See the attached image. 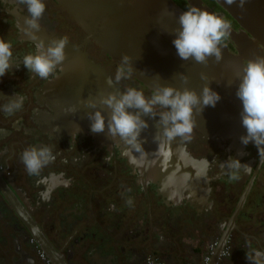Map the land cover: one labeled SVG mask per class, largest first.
I'll use <instances>...</instances> for the list:
<instances>
[{"label":"flooded vegetation","instance_id":"af4514ba","mask_svg":"<svg viewBox=\"0 0 264 264\" xmlns=\"http://www.w3.org/2000/svg\"><path fill=\"white\" fill-rule=\"evenodd\" d=\"M43 2L45 11L39 20L40 29L35 31L26 23L28 13L24 5L19 4L18 0H0V39L11 43L12 61L20 64L19 68H10L9 75L6 74L5 77L11 85L26 87L32 104L46 105L48 108V104L50 107L53 104L51 108L54 110V114L50 115L51 119L47 118L49 130L39 129L31 118L29 124L22 122L24 126H19L26 136L18 137L15 134L12 138L9 137L6 140L9 146L7 154L0 151V236L4 235V239L12 245V248L11 245L2 247L5 251L3 254L7 252L8 259L12 258L7 264L52 262L48 255L46 259L37 253L38 247L47 254L44 242L35 235L38 229L47 239V245L69 241L72 235L83 233L85 229H89L90 235H97L101 243L108 239L106 237H110L115 244L119 239L116 237V230H129L130 226L136 225L140 245L148 243L158 231H168L170 223L173 226L183 224L189 228L194 238H200L201 241H205L204 238H209L211 234L218 236L212 240L214 247L208 254L209 262L216 251V244L221 240L224 242L223 246L227 247L224 253L223 248L219 251L221 254L227 253L229 261L225 264H264V158L257 155V149L252 143L247 146L240 143L239 137L245 134V129L240 123L241 102L235 96L236 74L254 55H264V27L260 23L261 19L264 20V0H256L262 7L261 15H253L252 4L247 2L243 10L240 8L244 23L217 0H173L182 10L194 5L228 20L231 23V34L223 45L228 53L239 56L240 61L239 65L227 64L229 71L227 70L223 80L219 78V81H214L217 87L226 86L228 98L232 100L229 112L235 116L228 118L224 131L209 127L210 136L203 137L204 129L194 125L192 133L182 138L186 150L195 158L204 160V169L209 179L208 192L198 202L191 197L166 201L155 178L147 175L146 184L143 185V172L137 167L138 163L133 162L138 161V158H127L128 154L124 156L120 141L113 139L110 142L105 135L92 133L90 126H79L84 120L85 108L80 101L92 97L90 88L87 89L84 82L90 75L97 74L95 65H89L91 69L86 72L76 69L77 56L69 50L65 54L72 61L71 67L58 65L47 80L33 76L23 67V57L35 53L37 45L42 43L47 46L51 40L64 38L68 44L78 47L80 53L85 51L123 91L129 87L136 88L146 98L154 93L124 67V78L115 82V75L122 66L111 58L97 40V36L102 35L105 24L101 6L100 13H96L93 9L96 5L92 0ZM126 3L127 6L131 5L130 0H126ZM127 10L131 11V8L128 7ZM161 27H157L156 32L175 49ZM12 93L15 94L14 91L6 92L9 97L14 96ZM2 94L5 95L3 92ZM25 94L16 95L24 98ZM37 98L43 102L38 103ZM61 98L62 105L55 106L62 101ZM23 100H27V95ZM70 106H75L76 113L65 112ZM156 110L162 111L158 106ZM26 111L29 113V110ZM62 111L63 114H60ZM58 117H61L62 122L57 120ZM57 126L59 131H53ZM105 132L103 133L107 134ZM12 144L24 147H13ZM30 146H47L52 153V159L36 175H29L21 162V153ZM230 156L248 164L250 170L243 167L239 170L229 168ZM233 176L236 178L233 179ZM247 187L244 201L235 212L240 196ZM138 207L142 209L141 216ZM34 225L37 226L36 229ZM71 230L74 232H70ZM82 235L86 238L85 234ZM123 235L126 236V231ZM84 238L80 236L77 241L86 242ZM20 241L25 243V247L18 248L17 242ZM83 246L84 244H79L76 248L80 250ZM23 251L31 255L32 259H27ZM16 252L18 256H15ZM75 253L78 259H82V252L75 250ZM258 254H261L259 259ZM219 256L220 254L217 257ZM116 258L122 259L120 256ZM212 264L218 263L213 261Z\"/></svg>","mask_w":264,"mask_h":264},{"label":"clouds","instance_id":"9594fccd","mask_svg":"<svg viewBox=\"0 0 264 264\" xmlns=\"http://www.w3.org/2000/svg\"><path fill=\"white\" fill-rule=\"evenodd\" d=\"M246 2L247 0H239V3L237 0H225L228 5L236 4L242 10ZM18 3L26 8L28 13L26 23L29 28L39 31V20L45 11L43 0H18ZM162 12L172 14L167 8ZM177 23L178 27L171 32L174 34L172 44L182 61L192 59L207 66L210 57L214 58L215 63L222 60L223 42L231 34V23L228 20L190 5L187 10L179 13ZM66 43V39L61 38L51 40L47 46L42 43L37 45L35 53L23 57V67L34 74L33 76L47 80L65 60ZM11 49V43L0 39V77L8 74L13 66L20 67V64L13 63ZM130 59L127 54H122L121 65H127L129 71H133ZM122 78L123 67L117 71L115 82L118 83ZM201 79L206 80L207 77L201 73ZM183 81L186 84L187 77H183ZM236 81L235 96L242 106L239 113L240 123L245 129V134L239 137L240 143L244 146L252 143L257 149V155L264 158V55H254V58L247 60L236 74ZM106 84L112 87L113 79H107ZM6 98L9 103L4 105V111L10 113L21 107L22 97L14 94ZM220 99V95L208 84L203 85L199 94L187 87L180 89L162 85L150 98H146L142 91L129 87L124 91L101 94L98 100H83L80 103H83L85 108L93 110L86 113L92 133H103L107 127V136L110 139L119 137L127 145L140 151L141 133L149 127L143 117L155 121L154 127L157 132L153 136V141L157 142L158 149H163L164 141L170 142L177 137L185 138L192 133L195 123L194 109L200 114L205 107H215ZM157 106L162 111L157 112ZM105 107L108 109L107 120L102 114ZM76 111L75 106L65 110L67 114H74ZM53 131L58 132L59 127H54ZM51 159V149L47 146L39 148L30 146L21 153V162L29 175L38 174ZM228 166L236 170L241 167L250 170L248 164L241 163L239 159L231 156L228 158Z\"/></svg>","mask_w":264,"mask_h":264},{"label":"water","instance_id":"95a60500","mask_svg":"<svg viewBox=\"0 0 264 264\" xmlns=\"http://www.w3.org/2000/svg\"><path fill=\"white\" fill-rule=\"evenodd\" d=\"M135 1L139 3L137 5L144 7L143 0ZM217 1L230 10L239 21L244 23L241 9L237 7V5H228L225 3V0ZM92 2H94V0H92ZM103 2L102 12L105 18L104 31L102 35L97 36V40L109 53L111 58L115 59L119 65H121L122 54H127L131 58L130 64L133 71H129V66L127 65L121 66L131 75H135L145 86L153 91L162 85H167L180 89L187 87L190 90H195L197 94H199L203 85L208 84L213 91L220 95L221 99L217 102L215 107H205L200 114L194 109V125L202 129L208 126L223 132L228 118L233 115L229 112L231 111L230 107L232 100L228 98L226 86L220 85L217 87L214 81H219V78L223 80L226 73L229 71L225 69L228 67L227 64H239V56L231 55L226 51L225 46L222 45L223 58L219 63H215L212 57L209 58L207 66L196 63L192 59L182 61L176 54V50L172 45L156 32V28L162 26L161 29L164 30L163 32L167 39L171 42L174 39V34L171 32L174 28L178 27L177 17L179 13L184 10L177 6L173 0H160V2L166 4L168 12L172 14L163 13L160 19L155 20H149L145 17L144 8L141 9V15H138L135 13L136 7L127 6V3L121 4L113 0H103ZM247 3H249V5L252 4L253 15L263 14L262 7L256 3V0H247ZM121 6L123 8H121ZM128 7L131 8V11L127 10ZM150 7H152V13L158 11L156 6ZM105 11L108 13L106 14ZM250 29L254 28L250 27ZM69 50L71 54L77 56L78 61L75 67L76 69L79 68L86 72L91 69L89 65L92 67L95 65L97 67V74L90 75L84 82L87 89L90 88V95H92L90 98L91 100H98L101 94L106 95L113 91H123L115 84L112 87L106 84V80L109 79L108 74L101 69V66L99 67L96 62L89 58L85 51L80 53L78 47L66 43L64 51L69 52ZM70 63H72L71 60ZM99 69L101 71H99ZM201 73L207 77L206 80L201 79ZM183 77H187L186 84L183 81ZM84 78L86 79L85 76ZM48 106L51 108L49 104ZM89 111L93 110L88 108L84 109V120L79 123V126H90V121L86 116V113ZM102 114L105 115L107 120L108 109L106 107L102 109ZM234 116L235 115L229 119H232ZM58 118L57 120L62 122L60 119L61 117ZM143 118L147 120L149 127L141 133L142 149L137 151L121 140L122 146L125 147V149H123V155L127 156L128 154L127 158L129 156L138 158V161L135 160L133 162H137V167L143 172L141 178L143 185L145 186L146 184L145 177L147 175L155 178L160 185L159 191L166 195V198H171L169 200L166 199V201H179L184 197H191L195 202H198L199 199L205 198L209 189V179L204 169V160L192 156L186 150L185 143L180 137L170 142L164 141L163 149H158L157 142L153 141V136L157 132V129L154 127L155 121L148 117ZM230 123L229 121V124ZM234 124L236 125V123ZM238 124L239 123H237V125ZM97 134H99V136L105 135L104 137H106L107 140V134ZM202 136L206 137L210 136V134L204 133ZM115 138L120 139L119 137ZM113 139L114 138L110 139L108 137V141L110 142H112ZM129 160L131 161V159ZM180 179H182L183 182H181ZM247 190L248 187L245 188L241 194L235 212H237V209H239L238 207L242 205ZM169 194L171 196H168ZM36 227L37 226H35L34 229H36ZM35 235L39 238L42 237L41 235L43 234L38 229L37 232L35 231ZM44 240L47 241L45 237ZM104 241L113 246L111 239H104ZM223 243L224 242L220 240L218 244L219 251ZM49 246L53 249L50 244ZM218 249H215V259H217ZM45 258L47 259V256H45ZM212 262L211 260L210 264H212ZM62 264H66V259Z\"/></svg>","mask_w":264,"mask_h":264},{"label":"crops","instance_id":"0c3cea01","mask_svg":"<svg viewBox=\"0 0 264 264\" xmlns=\"http://www.w3.org/2000/svg\"><path fill=\"white\" fill-rule=\"evenodd\" d=\"M30 79L31 77H29V80ZM24 90L26 94L24 93ZM7 91H14L15 94H25V97L27 95V100L22 101L21 107H19L18 109H14L10 113L3 110L4 105L9 103V100L6 98L9 97L6 94ZM2 92L5 93V95L2 94ZM28 95H30V92L26 87H21L13 84L11 85L5 76L0 77V151H4L5 154H7V151L9 150V146L6 140H8L9 137L12 138V136H15V134H18V137H25L26 133H24L23 129H20L19 126H24L25 123L29 124L31 118L32 120H35L39 129H50L49 125L46 124V122L49 121V119L47 118L51 119L50 115L54 113L53 108H48L46 105L41 106L37 103L32 104ZM37 100L38 103L43 102L40 98H37ZM21 110L24 112L23 115ZM26 110H29V113H27ZM22 122H24V124ZM26 128L29 129V127ZM34 128H36V126H34ZM38 143L42 145L41 142ZM20 144L12 145L13 147H24ZM166 199L169 200V198ZM139 216L141 215L139 214ZM69 218L71 219V216ZM130 228L131 229L129 230L115 229L116 237L119 239H117L116 243L113 244V246L110 243H101L98 240L97 235L92 236L89 234V229H85L83 233L77 232L74 236L72 235L71 240L69 241H65L63 243H60V241L56 243L53 242L54 245L50 244L53 249H51L49 244L47 245L45 243L44 236L41 235L42 237L40 238L44 242V247L47 249V254L42 248L38 247L37 253L40 254V257L43 256L44 258L48 255V259H51L52 262H46V264H62L65 259L66 264H144L143 261L146 257L157 256L158 258H156V260H164L166 264H199V261L202 259V255L207 249L208 243L212 244V240L218 237L211 234L209 238H204L205 241H201L200 238H194L191 235L189 228L184 227L183 224L182 226L179 224L173 226L170 223L168 226V231H166L165 233L158 231L157 234L154 235L148 243H142L138 245L139 242L137 240H139L140 238V235H138L139 229L137 231L136 225L133 227L130 226ZM125 231L126 236L123 235ZM70 232H74V230H71ZM78 234L82 238H84L82 234H85L86 238L84 239L86 240V242L77 241L80 238ZM4 237V235L0 236V264H7L8 262L12 261V258L8 259V256H6L7 252L3 254V252L5 251L2 249V247L11 245V242L6 241V238L4 239ZM106 238L111 239L110 237ZM17 244L18 248H20V246L25 247V243L22 241H20V243L17 242ZM79 244H84V246L82 247V249L77 250L76 246ZM218 244L219 243L216 244L215 249H218ZM27 247L29 248V246ZM10 248H12V245ZM222 248H224V246L220 248V251L222 250ZM74 249L77 252L83 253L82 259H78V255L75 253ZM41 252L43 254H41ZM121 253H124L123 255L125 258L122 257L123 255H121ZM14 254L15 256H18L17 252ZM218 254H220V256L217 257V259H215L216 256L214 258V255L212 254L211 260L215 263L217 262L218 264L228 263L229 260L226 255L227 253L221 254L218 252ZM25 255L27 259H32L31 255L27 253H25ZM117 256H120L124 260L116 258ZM259 258H261V254H258V259ZM120 261L122 262L119 263ZM251 264L258 263L252 262Z\"/></svg>","mask_w":264,"mask_h":264},{"label":"rangeland","instance_id":"374dc122","mask_svg":"<svg viewBox=\"0 0 264 264\" xmlns=\"http://www.w3.org/2000/svg\"><path fill=\"white\" fill-rule=\"evenodd\" d=\"M113 1L119 2V3H121V4H126V0H113ZM130 1H131V5H130V6H131V7H136L135 13H137L138 15H141V9L144 8V15H145V17H146L147 19H149V20L160 19V18L162 17V14H163L162 10H163L164 8H166V4L160 2V0H143L144 7L137 5V4H139V3L136 2L135 0H130ZM94 5H96V7L93 8V9H95V12H96V13H98V12L100 13V6L103 7L104 2H103V0H94ZM150 6H156V7L158 8V11L152 13V11H151V8H152V7H150ZM260 23L263 24V26H262V28H263V27H264V20L261 19V22H260ZM103 24H104V22H103ZM70 60H71L70 58L66 57L65 60L62 62V65H63L64 67H67V66H70V67H71ZM238 65H239V64H238ZM120 66H121V65H120ZM228 68H229V67H226L225 69L228 70ZM67 69H69V67H68ZM129 82H130V80H129ZM52 90H53V92H54V86L52 87ZM61 99H62V98H61ZM52 100H53V99H52ZM53 101H54V100H53ZM62 102H63V99H62L61 102L57 103L55 106H57V105H62ZM67 102H69V100H67ZM67 104H68V103H67ZM51 107H53V104H52ZM66 107H67V105H66ZM84 109H85V108H83V110H84ZM53 114H54V113H53ZM60 114H63V111H62ZM203 128H204V132H205V133H209V134H210V132H209L210 128H209L208 126L203 127ZM105 130H106V129H105ZM120 143H121V142H120ZM122 147H123V149H125L124 146H122ZM180 181L183 182L182 179H180ZM138 211H139V214L142 213V209H141L140 207H138ZM226 248H227V247L224 246V248H223L224 251L227 250ZM210 250H211V245H207V249H206L205 253L202 255V257H201L202 259L199 261L200 263H201V262L206 258V256L210 253ZM200 263H199V264H200Z\"/></svg>","mask_w":264,"mask_h":264},{"label":"built area","instance_id":"2783aa9c","mask_svg":"<svg viewBox=\"0 0 264 264\" xmlns=\"http://www.w3.org/2000/svg\"><path fill=\"white\" fill-rule=\"evenodd\" d=\"M213 247H214V244H211V248H213ZM224 252L225 251L222 250V253H224ZM41 254H43V253L41 252ZM209 261H210V258L207 255L206 258L200 264H209ZM144 264H166V263L164 262V260H156L153 257H147L146 262Z\"/></svg>","mask_w":264,"mask_h":264},{"label":"bare ground","instance_id":"6f19581e","mask_svg":"<svg viewBox=\"0 0 264 264\" xmlns=\"http://www.w3.org/2000/svg\"><path fill=\"white\" fill-rule=\"evenodd\" d=\"M121 8H123L122 6H121ZM102 10H103V7H102ZM106 129V132H107V128H105ZM204 129V128H203ZM105 132V133H106ZM115 140H118V142L120 141L121 142V140L120 139H118V138H114Z\"/></svg>","mask_w":264,"mask_h":264}]
</instances>
